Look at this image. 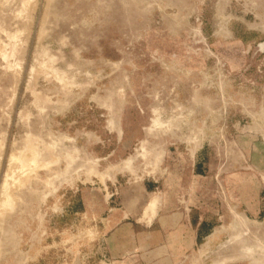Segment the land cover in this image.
<instances>
[{
    "label": "rangeland",
    "instance_id": "obj_1",
    "mask_svg": "<svg viewBox=\"0 0 264 264\" xmlns=\"http://www.w3.org/2000/svg\"><path fill=\"white\" fill-rule=\"evenodd\" d=\"M256 146L264 0H0V264H95L154 194L217 206L186 264H264Z\"/></svg>",
    "mask_w": 264,
    "mask_h": 264
},
{
    "label": "crops",
    "instance_id": "obj_2",
    "mask_svg": "<svg viewBox=\"0 0 264 264\" xmlns=\"http://www.w3.org/2000/svg\"><path fill=\"white\" fill-rule=\"evenodd\" d=\"M254 159L262 164L255 166ZM249 161L251 172L240 180L235 193L244 217L264 219V146L251 149ZM206 207L203 199L198 216L192 217L184 200L154 194L131 220L124 213L109 227L95 264H186L219 222L217 206L212 217L207 216Z\"/></svg>",
    "mask_w": 264,
    "mask_h": 264
},
{
    "label": "trees",
    "instance_id": "obj_3",
    "mask_svg": "<svg viewBox=\"0 0 264 264\" xmlns=\"http://www.w3.org/2000/svg\"><path fill=\"white\" fill-rule=\"evenodd\" d=\"M81 204V203H80ZM79 204V208H81V205Z\"/></svg>",
    "mask_w": 264,
    "mask_h": 264
}]
</instances>
